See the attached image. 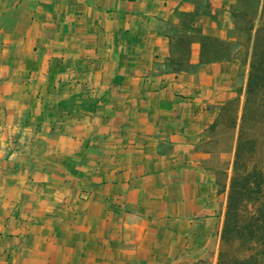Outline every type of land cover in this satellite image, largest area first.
Returning a JSON list of instances; mask_svg holds the SVG:
<instances>
[{
  "label": "crops",
  "instance_id": "obj_1",
  "mask_svg": "<svg viewBox=\"0 0 264 264\" xmlns=\"http://www.w3.org/2000/svg\"><path fill=\"white\" fill-rule=\"evenodd\" d=\"M246 0H0V264H217Z\"/></svg>",
  "mask_w": 264,
  "mask_h": 264
},
{
  "label": "trees",
  "instance_id": "obj_2",
  "mask_svg": "<svg viewBox=\"0 0 264 264\" xmlns=\"http://www.w3.org/2000/svg\"><path fill=\"white\" fill-rule=\"evenodd\" d=\"M264 20V7L261 14ZM264 31L260 25L253 46L252 62L245 87L246 116L264 108V51L259 50L258 41ZM239 136L234 159L235 175L228 192L223 227L222 249L217 264H264V175L256 167L243 166L241 156L245 141Z\"/></svg>",
  "mask_w": 264,
  "mask_h": 264
},
{
  "label": "rangeland",
  "instance_id": "obj_3",
  "mask_svg": "<svg viewBox=\"0 0 264 264\" xmlns=\"http://www.w3.org/2000/svg\"><path fill=\"white\" fill-rule=\"evenodd\" d=\"M263 7L264 0H246L244 11L240 13L242 27L246 32V38L243 40V47L248 56L249 67L252 62L253 46L256 41L257 30L264 22L261 18ZM258 45L259 50L264 51V31L261 35V40L259 39L258 41ZM244 107L245 90L242 94L241 101L228 104L223 108L222 117L220 119L221 131L225 140L227 142L230 141L233 132L235 133L236 139L231 169L227 176V187H229L230 181L235 175L233 163L237 142L241 134H243L241 139L245 141V150L241 156V163L248 169L256 167L261 170L264 175V108L258 110L256 114H247L244 124L242 122ZM221 249L222 244L220 245V250Z\"/></svg>",
  "mask_w": 264,
  "mask_h": 264
}]
</instances>
